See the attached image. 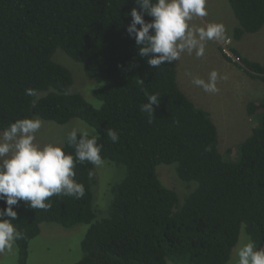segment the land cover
I'll return each mask as SVG.
<instances>
[{
    "label": "trees",
    "instance_id": "1",
    "mask_svg": "<svg viewBox=\"0 0 264 264\" xmlns=\"http://www.w3.org/2000/svg\"><path fill=\"white\" fill-rule=\"evenodd\" d=\"M228 1L238 21L235 40L263 26L264 0ZM133 7L140 10L135 0H0V131L25 117L56 124L77 118L98 134L102 159L124 169L100 219L93 208L94 165L87 161L74 169L82 197L52 196L48 210L22 200L14 205L12 223L23 233L15 242L21 264L42 223L88 224L75 264H227L241 226L264 247V97L257 103L259 122L236 156H223L215 124L180 89L175 64L153 68L138 54L126 30ZM58 48L83 64L86 76L103 80L92 91L100 107L71 91L70 70L53 58ZM231 51L248 75L264 81V59ZM27 88L38 96H27ZM145 92L160 96L151 124L140 111ZM256 107L250 101L247 113L253 116ZM109 128L119 133L118 142L107 137ZM66 137L64 150L75 157ZM161 163L175 164L182 182L196 184L182 203L157 176Z\"/></svg>",
    "mask_w": 264,
    "mask_h": 264
},
{
    "label": "clouds",
    "instance_id": "2",
    "mask_svg": "<svg viewBox=\"0 0 264 264\" xmlns=\"http://www.w3.org/2000/svg\"><path fill=\"white\" fill-rule=\"evenodd\" d=\"M135 3L140 10L131 9L132 20L126 30L134 38L138 54L145 57L153 68L179 61L184 53L202 57L207 41L226 39L222 23L211 22L199 27L190 23L194 17L207 15L206 0H135ZM144 13L152 19L146 21ZM218 79L227 80L228 77L220 76L214 69L207 80L193 76L192 83L205 92L217 93ZM25 94L38 96L33 88L25 89ZM145 96L146 102L140 106V111L147 114L151 124L153 106H159L160 96L148 92ZM41 127V119L25 117L0 132V200L6 204L0 208V252H11L14 243L23 238V233L12 223L17 217L14 205L22 200L33 209L48 210L52 196L80 198L84 188L75 179L76 162L87 161L95 166L103 164L102 146L97 143L98 134L94 129L82 126L68 132L66 140L75 150L74 157L65 152L62 144L37 143L36 134ZM106 135L113 143L120 139L119 133L112 128L107 129ZM205 150L210 151L211 147ZM236 257L235 264H264V247L258 248L247 237L238 242Z\"/></svg>",
    "mask_w": 264,
    "mask_h": 264
},
{
    "label": "rangeland",
    "instance_id": "3",
    "mask_svg": "<svg viewBox=\"0 0 264 264\" xmlns=\"http://www.w3.org/2000/svg\"><path fill=\"white\" fill-rule=\"evenodd\" d=\"M207 15L194 17L190 22L193 26H206L208 23H222L226 29L224 41H207L205 54L196 57L195 53H184L179 61H174L176 78L180 89L196 106L205 109L216 126L219 152L225 157L234 158L237 146L246 139L260 119L261 107L257 104L264 97V81L252 78L237 62L227 58L222 49L239 48L247 58L262 62L264 59V24L255 33H245L241 39L233 38V29L238 26L228 0H206ZM237 50V49H236ZM53 58L68 68L73 77L72 92L81 94L93 107L101 105L100 100L92 95V91L103 85L99 77L85 75L83 64L73 60L61 49H56ZM217 70L220 76L228 79H218L219 92L208 93L192 83V77L208 79L212 70ZM252 101L257 107L254 115L247 113V104ZM259 115L258 119L256 118ZM39 118V117H35ZM41 119V118H39ZM42 127L36 134V142L45 144L54 142L63 144L64 137L74 127L87 126L84 121L73 118L67 123L56 124L41 119ZM2 132V131H0ZM159 179L167 187L172 188L182 203L185 197L196 187L194 182H182L176 173L175 164H158L155 168ZM124 175L121 165H116L103 159L100 166L94 165L93 208L96 218L105 217L111 199V184ZM109 193V194H108ZM88 229V224H77L64 228L55 223H42L40 233L28 243V255L25 264H75L81 257V240ZM244 226H241L237 244L232 249L227 264H235L238 242L247 238ZM0 264H21L16 243L11 252H0ZM169 264H174L169 262Z\"/></svg>",
    "mask_w": 264,
    "mask_h": 264
},
{
    "label": "built area",
    "instance_id": "4",
    "mask_svg": "<svg viewBox=\"0 0 264 264\" xmlns=\"http://www.w3.org/2000/svg\"><path fill=\"white\" fill-rule=\"evenodd\" d=\"M222 51H223V53L229 58V59H232V61H234V62H237L238 64H240V60H239V58L236 56V55H234L233 53H232V51H230L228 48H223L222 49Z\"/></svg>",
    "mask_w": 264,
    "mask_h": 264
},
{
    "label": "crops",
    "instance_id": "5",
    "mask_svg": "<svg viewBox=\"0 0 264 264\" xmlns=\"http://www.w3.org/2000/svg\"><path fill=\"white\" fill-rule=\"evenodd\" d=\"M242 38V37H241ZM236 49H237V51H238V53L241 55V56H243V57H246V55L244 54V53H242L240 50H239V48L238 47H236ZM247 58V57H246ZM247 59H249V58H247ZM249 60H251V59H249ZM253 61V60H252ZM256 62V61H255ZM174 63V62H173Z\"/></svg>",
    "mask_w": 264,
    "mask_h": 264
}]
</instances>
